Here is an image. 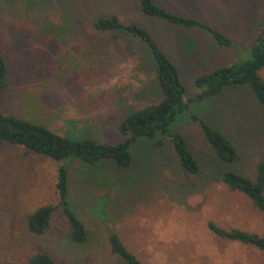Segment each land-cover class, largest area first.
Segmentation results:
<instances>
[{"label":"rangeland","instance_id":"obj_1","mask_svg":"<svg viewBox=\"0 0 264 264\" xmlns=\"http://www.w3.org/2000/svg\"><path fill=\"white\" fill-rule=\"evenodd\" d=\"M126 1L73 0L61 7L58 0H49L44 8L42 0H0V47L10 68L0 109L46 122L61 133L118 142L124 139L118 129L121 118L130 109L153 103L158 91L154 74L136 69L140 61L135 46L95 32L91 19L96 14L116 13L152 32L178 66L189 99L199 92V74L238 61L240 50L242 59L248 57V46L264 30V0H162L217 27L242 44L239 51L219 45L201 30L144 15ZM50 31H58V37ZM190 109L233 139L241 155L237 168L254 177L258 159H264V110L252 94L234 89L219 101L192 102ZM176 129L204 156L197 123L187 115ZM163 141L160 147L156 141L140 140L133 165L113 173L114 182L95 184L80 173L78 162L70 164L71 202L90 233L83 245L70 241L58 206L62 162L0 145V264H28L39 248L58 264H123L110 250L114 232L146 264H264V252L222 239L209 228L215 222L264 235V214L216 178L184 176L175 166L170 143ZM46 204L57 206L52 228L32 236L23 214Z\"/></svg>","mask_w":264,"mask_h":264},{"label":"trees","instance_id":"obj_2","mask_svg":"<svg viewBox=\"0 0 264 264\" xmlns=\"http://www.w3.org/2000/svg\"><path fill=\"white\" fill-rule=\"evenodd\" d=\"M70 1L73 3V0L66 2L58 0L61 7ZM127 1L135 3L137 11L144 15L164 20L173 26L201 30L212 35L223 47L239 51V47L242 46L203 19L173 9V3H165L162 0ZM48 3L49 0H42L41 6L45 8ZM73 12L72 15L77 19L76 9ZM76 19L72 20L73 23L80 24ZM91 26L98 34L135 46L140 61L136 69L155 76L158 97L154 98L153 103L130 109L125 113L118 126L124 139L110 142L80 132L61 133L46 122L22 118L0 109V145L21 147L25 155L42 156L62 162L58 169L56 184L58 206L64 212L70 241L83 245L90 240L89 230L71 202L70 164L78 162L81 165L80 173L95 184L105 183L107 180L114 182L116 171L129 169L133 165L134 147L142 139L156 141V145L160 147L164 145L163 140L167 139L175 166L184 176L205 174L216 178L230 191L248 197L258 211L264 214V159H258L254 177L240 172L237 165L241 155L233 139L221 127L191 112L190 109L192 102L219 101L234 89L246 88L258 106L264 110V30L261 34L259 32L257 39L248 46V57L242 59L244 51L240 50L238 61L218 65L199 74L195 80L199 92L194 98L189 99L178 66L167 55L153 33L140 23L134 20L123 21L116 13L100 12L91 19ZM49 34H56V38L59 35L58 31L55 33L50 31ZM9 71V62L0 47V99L10 82ZM187 115L192 122L200 126L202 141L206 148L204 156L197 155L185 135L176 129L180 120ZM56 208L57 206L46 204L23 214L25 229L35 237L46 234L52 228ZM209 228L222 239L239 242L264 252L263 234L239 227L225 228L215 222H210ZM109 244L111 253L123 264H146L119 233L110 234ZM28 264L58 262L51 253L39 248L30 255Z\"/></svg>","mask_w":264,"mask_h":264}]
</instances>
